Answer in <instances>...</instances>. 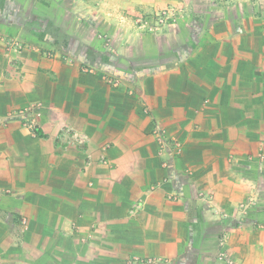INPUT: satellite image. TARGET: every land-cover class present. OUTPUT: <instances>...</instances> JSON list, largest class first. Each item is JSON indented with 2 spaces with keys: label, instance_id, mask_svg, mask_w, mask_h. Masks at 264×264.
<instances>
[{
  "label": "crops",
  "instance_id": "1",
  "mask_svg": "<svg viewBox=\"0 0 264 264\" xmlns=\"http://www.w3.org/2000/svg\"><path fill=\"white\" fill-rule=\"evenodd\" d=\"M107 1L0 0V264H264V0Z\"/></svg>",
  "mask_w": 264,
  "mask_h": 264
},
{
  "label": "built area",
  "instance_id": "2",
  "mask_svg": "<svg viewBox=\"0 0 264 264\" xmlns=\"http://www.w3.org/2000/svg\"><path fill=\"white\" fill-rule=\"evenodd\" d=\"M6 45L10 47L11 49H14L15 51L19 52L24 46V42L18 41L16 39H8L6 40ZM90 70V69H89ZM109 79L110 82H113L111 78L106 77ZM68 132L70 134V138L74 142H78L80 144H84L88 142V136L82 132H79L75 129L69 128ZM154 135L156 137V140L158 142V145L160 147V151L167 152L169 147H173V152L176 155H180L183 151V144L180 139L177 137H170L168 134V131L163 128H157L154 131ZM260 159H264L263 153L259 154ZM102 162L105 161V156H103ZM166 182V180H165ZM173 199H177L176 194L173 195ZM140 203H136L131 208L130 212L135 213L138 208H140ZM225 264H237L229 254H227L225 251L220 252L219 257ZM168 263V259L157 257V256H141V255H131L126 259L125 264H166Z\"/></svg>",
  "mask_w": 264,
  "mask_h": 264
},
{
  "label": "rangeland",
  "instance_id": "3",
  "mask_svg": "<svg viewBox=\"0 0 264 264\" xmlns=\"http://www.w3.org/2000/svg\"><path fill=\"white\" fill-rule=\"evenodd\" d=\"M223 1H261V0H223ZM105 7L108 9L109 17H112L114 14H112L109 9L116 8L117 4L113 6L108 5V1L104 0ZM111 4V2H110ZM144 10V9H142ZM107 12V13H108ZM105 14V13H103ZM133 16V22L135 25L144 31L149 32H158L161 31L165 27L170 26H176L178 25L180 19H182V16L184 15V9L181 7L176 6H166V7H157L151 10H144V11H136L135 14H131ZM82 28V27H81ZM99 39L102 40V42L105 44L107 42H110L111 36L110 33L106 30H102L99 32Z\"/></svg>",
  "mask_w": 264,
  "mask_h": 264
}]
</instances>
